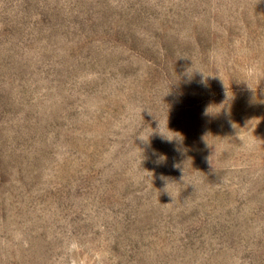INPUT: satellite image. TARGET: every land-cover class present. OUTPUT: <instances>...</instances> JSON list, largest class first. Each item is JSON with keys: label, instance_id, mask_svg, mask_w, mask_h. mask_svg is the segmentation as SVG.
I'll return each mask as SVG.
<instances>
[{"label": "rangeland", "instance_id": "1", "mask_svg": "<svg viewBox=\"0 0 264 264\" xmlns=\"http://www.w3.org/2000/svg\"><path fill=\"white\" fill-rule=\"evenodd\" d=\"M0 264H264V0H0Z\"/></svg>", "mask_w": 264, "mask_h": 264}]
</instances>
